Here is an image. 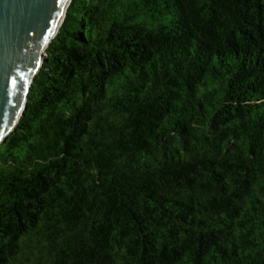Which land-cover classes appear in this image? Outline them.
I'll return each instance as SVG.
<instances>
[{"label":"trees","instance_id":"16d2710c","mask_svg":"<svg viewBox=\"0 0 264 264\" xmlns=\"http://www.w3.org/2000/svg\"><path fill=\"white\" fill-rule=\"evenodd\" d=\"M0 143V264H264V0H72Z\"/></svg>","mask_w":264,"mask_h":264},{"label":"water","instance_id":"95a60500","mask_svg":"<svg viewBox=\"0 0 264 264\" xmlns=\"http://www.w3.org/2000/svg\"><path fill=\"white\" fill-rule=\"evenodd\" d=\"M72 0H0V143L16 127Z\"/></svg>","mask_w":264,"mask_h":264}]
</instances>
